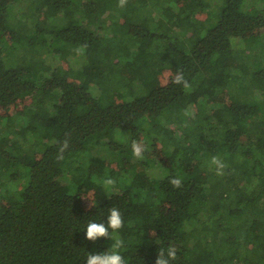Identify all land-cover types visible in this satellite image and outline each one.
Instances as JSON below:
<instances>
[{
	"label": "trees",
	"instance_id": "trees-1",
	"mask_svg": "<svg viewBox=\"0 0 264 264\" xmlns=\"http://www.w3.org/2000/svg\"><path fill=\"white\" fill-rule=\"evenodd\" d=\"M21 1L0 0V264H264V63L247 51L264 7L28 0L29 26L9 19ZM100 145L116 157L83 162ZM14 152L29 176L19 193Z\"/></svg>",
	"mask_w": 264,
	"mask_h": 264
},
{
	"label": "rangeland",
	"instance_id": "rangeland-1",
	"mask_svg": "<svg viewBox=\"0 0 264 264\" xmlns=\"http://www.w3.org/2000/svg\"><path fill=\"white\" fill-rule=\"evenodd\" d=\"M153 1H158V0H153ZM21 2L25 3V4H22V3L20 5L17 4V6H14V7L10 8V11H9L10 12L9 13L10 22L12 21V17L19 16L20 20L25 21L27 19V21L29 23V26H31V24H32L31 23V19H28V15H27L28 12H29L28 4L30 3V1L23 0ZM165 2H166L167 5L169 3H171L174 7L178 8L177 4L173 0H171V1L167 0ZM251 3H254V4L258 5L261 8L264 7V0H251ZM163 4L164 3L160 2L159 4L153 6L152 9L157 13L155 18L158 15H162ZM31 8L33 9L32 11L35 10V8H33V7H31ZM206 17H207V15L205 13L204 16L202 17V19L205 20ZM142 20H143V18H138L136 16V18L134 19V22L135 23L136 22H141ZM216 20H217V17H216ZM176 31L178 32L177 36H182L185 33V30L182 31V30L176 29ZM262 31L264 32V29ZM170 33H172V31H170ZM166 38H167V36H166ZM161 39L166 40L165 38H161ZM8 44H11V43H7V45ZM161 44H162V46L164 45L163 43H161ZM39 47H40V45H39ZM77 49H78L77 52L72 55L71 61H70L71 65L74 68L82 67L83 63L85 62V53H84L83 48H81L82 49L81 50L79 47H77ZM247 51L250 52L253 56H257L264 63V36L258 42L257 46L252 47V48H248ZM7 52H9V51H7ZM23 52L24 51H22L21 53L17 52L16 54L11 55V56H15L16 55V58H12V59L9 58L8 55H5V59L7 61L8 66L13 65V62H14V65L23 63L25 61V60H23L24 59L23 55H21ZM11 54H13V52H11ZM37 55L38 56L41 55L46 60V63H48V64L55 63L54 54L51 51H48L47 49H44L41 52V54L37 53ZM253 68H254V65L251 66V71L253 70ZM246 77L247 78H242L243 82H246L247 79H250V74H247ZM135 87H137V86H135ZM92 91L94 92L95 95H97L99 93V91H97V90L96 91L92 90ZM26 121H27L26 118L20 117V118H18L16 124L17 125H22V124H25ZM3 123H4V121H3ZM3 129H4L3 126H1L0 127V132H2L1 133L2 136L6 135V133L4 132L5 129L4 130ZM119 140L122 143H124V144H128L129 141H130V136L121 134V136H119ZM36 141L37 140L35 139L34 135L29 133V134H27V142L25 141V145L26 146H32V145L38 146L39 144H36ZM142 146H143L142 142H136L135 143V147L137 149L138 154L134 156L133 161H136L138 159H142V160L145 159V157L140 153V150L142 149ZM151 149L152 148L150 147V150ZM16 155H17L16 152L10 153V155H8V158L5 159L6 160L5 163L7 164V167H8L7 170L9 171V173H16L17 174L16 178L7 179L8 189L13 191V192L17 191V193H19V189H20L21 184L25 185L27 183L28 179H29V176L27 175V169L24 166H22L21 164H19V163H17L15 161ZM92 155H95V156H107V157H111V158L116 157L115 153H112L107 146L100 145L98 147L92 148L89 152H87V154L82 157L83 158V162L89 163ZM148 171H149V174L151 176H157V177L161 176V173H162L159 163L155 164V165H150L148 167ZM61 179L63 181H65V182H71L72 176H71L70 173H67L64 176H62ZM99 189H100V191H99V200H101L102 198L108 196L111 193V191H112V188L110 187V185L104 180L99 182ZM205 218H207V217H204V219ZM207 221L210 222V219H207Z\"/></svg>",
	"mask_w": 264,
	"mask_h": 264
}]
</instances>
